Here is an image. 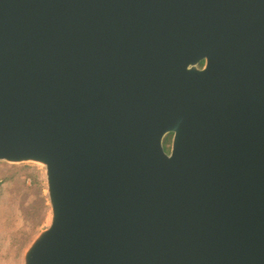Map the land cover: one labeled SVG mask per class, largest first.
<instances>
[{
    "label": "water",
    "instance_id": "1",
    "mask_svg": "<svg viewBox=\"0 0 264 264\" xmlns=\"http://www.w3.org/2000/svg\"><path fill=\"white\" fill-rule=\"evenodd\" d=\"M0 160L23 264H264V0H0Z\"/></svg>",
    "mask_w": 264,
    "mask_h": 264
},
{
    "label": "rangeland",
    "instance_id": "2",
    "mask_svg": "<svg viewBox=\"0 0 264 264\" xmlns=\"http://www.w3.org/2000/svg\"><path fill=\"white\" fill-rule=\"evenodd\" d=\"M13 167L19 181H2L1 175L12 174ZM31 174L37 179L35 184ZM46 193L42 164L0 160V264H23L26 248L49 225L51 211Z\"/></svg>",
    "mask_w": 264,
    "mask_h": 264
},
{
    "label": "flooded vegetation",
    "instance_id": "3",
    "mask_svg": "<svg viewBox=\"0 0 264 264\" xmlns=\"http://www.w3.org/2000/svg\"><path fill=\"white\" fill-rule=\"evenodd\" d=\"M205 65V60H201L198 64H197V67L198 68H203ZM173 136H174V133L173 132H168L164 135L163 137V144H164V148L166 150L167 153H170V146H171V143L173 141ZM169 145L168 147L166 145Z\"/></svg>",
    "mask_w": 264,
    "mask_h": 264
},
{
    "label": "trees",
    "instance_id": "4",
    "mask_svg": "<svg viewBox=\"0 0 264 264\" xmlns=\"http://www.w3.org/2000/svg\"><path fill=\"white\" fill-rule=\"evenodd\" d=\"M14 169H12V171H13V173L12 174H3V175H1V180L2 181H8V182H18L19 180H18V178H16V172H15V170H16V167H13ZM31 177H32V184H35L36 182H37V179H36V177H35V175H33V174H31ZM22 184L24 185L25 183L24 182H22ZM20 247V244L18 245V248Z\"/></svg>",
    "mask_w": 264,
    "mask_h": 264
},
{
    "label": "bare ground",
    "instance_id": "5",
    "mask_svg": "<svg viewBox=\"0 0 264 264\" xmlns=\"http://www.w3.org/2000/svg\"><path fill=\"white\" fill-rule=\"evenodd\" d=\"M50 219V218H49Z\"/></svg>",
    "mask_w": 264,
    "mask_h": 264
}]
</instances>
